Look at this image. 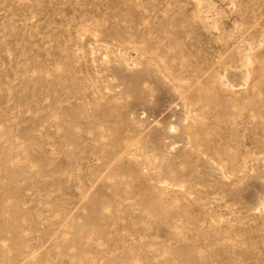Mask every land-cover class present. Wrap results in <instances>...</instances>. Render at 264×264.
<instances>
[{"label": "rangeland", "instance_id": "obj_1", "mask_svg": "<svg viewBox=\"0 0 264 264\" xmlns=\"http://www.w3.org/2000/svg\"><path fill=\"white\" fill-rule=\"evenodd\" d=\"M0 264H264V0H0Z\"/></svg>", "mask_w": 264, "mask_h": 264}]
</instances>
